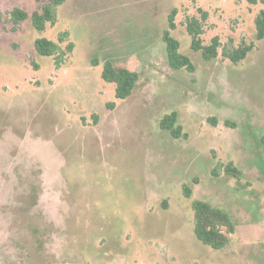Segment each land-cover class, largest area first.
I'll return each mask as SVG.
<instances>
[{
	"label": "rangeland",
	"instance_id": "1",
	"mask_svg": "<svg viewBox=\"0 0 264 264\" xmlns=\"http://www.w3.org/2000/svg\"><path fill=\"white\" fill-rule=\"evenodd\" d=\"M46 1L0 0V264H264V3L65 0L44 30L11 21ZM173 8L192 71L166 57ZM192 18L215 58L191 47ZM106 60L138 74L124 99ZM171 112L179 137L160 125ZM194 200L233 221L224 248L196 238Z\"/></svg>",
	"mask_w": 264,
	"mask_h": 264
},
{
	"label": "trees",
	"instance_id": "2",
	"mask_svg": "<svg viewBox=\"0 0 264 264\" xmlns=\"http://www.w3.org/2000/svg\"><path fill=\"white\" fill-rule=\"evenodd\" d=\"M65 0H47L41 4L38 9L33 10L30 14L18 7H14L9 11L10 19L17 24L27 18L30 19L32 26L37 30H44L46 24H54L56 22V8ZM264 3V0H261ZM176 15V9L173 8L168 16V29L164 30L162 40L165 45L166 57L169 65L174 69L185 68L188 71L193 70V65L190 59L178 51L179 43L170 34V29L174 28L173 18ZM256 37L261 39L264 37V7L258 12L255 18ZM187 31L191 36V47L194 50H200L203 58L212 59L217 56L218 39L214 37L207 45L200 42V25L199 22L192 18L187 23ZM65 33V32H64ZM59 41L62 36H59ZM35 50L42 56L55 55L58 51L61 54L56 60V66L60 65L61 57L64 54L60 51V47L56 42H53L45 37L36 38L34 41ZM72 45L69 44L68 49L71 50ZM250 49V46L235 49L230 58L233 62L243 59ZM102 78L107 82L115 84V97L124 99L129 96L136 84L138 74L136 71L126 67H115L114 64L106 60L103 64L101 73ZM176 113L164 115L160 125L164 129H168L173 137H179V127L174 126ZM225 170L228 174L237 176L239 170L226 165ZM193 209V230L196 238L203 244L208 245L213 249H222L230 241V235L234 232L235 227L229 215L223 210L212 206L208 202L194 200L192 202Z\"/></svg>",
	"mask_w": 264,
	"mask_h": 264
}]
</instances>
